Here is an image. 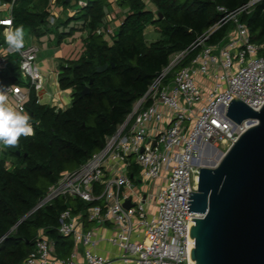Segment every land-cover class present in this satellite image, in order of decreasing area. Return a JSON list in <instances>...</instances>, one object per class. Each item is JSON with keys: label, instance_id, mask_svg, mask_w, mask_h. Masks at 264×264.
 <instances>
[{"label": "built area", "instance_id": "2783aa9c", "mask_svg": "<svg viewBox=\"0 0 264 264\" xmlns=\"http://www.w3.org/2000/svg\"><path fill=\"white\" fill-rule=\"evenodd\" d=\"M17 1L0 0V11H8L0 15L4 33L15 27ZM260 1L250 0L234 10L219 5L222 18L190 48L171 56L169 65L107 137L105 146L49 187L27 215L60 197L99 202L87 209L85 218L71 208L61 213L59 232L74 240L70 255L59 257L54 240L41 234L24 264H195L192 217L203 215L189 211L187 197L198 191L200 169L220 146L226 144L229 149L258 123L247 118L240 124L228 116L234 94L256 110L264 105V42L254 43L250 29L241 21L242 14L250 13ZM86 4L81 0L73 10L76 13ZM57 15L55 8L51 23ZM228 24L227 35L211 42L215 32ZM98 31L107 36L112 33L103 26ZM191 51L196 53L189 58ZM38 52L39 46L33 43L25 42L19 51L11 50L6 40L0 45L2 65L17 54L30 83L27 91L22 85L5 89L16 101L13 106L26 113L31 87L41 90L46 79ZM34 133L35 128L28 136ZM5 150L1 142L0 159ZM6 163L9 168L15 166L13 157ZM133 166L139 168L134 177ZM87 223L96 227L88 228Z\"/></svg>", "mask_w": 264, "mask_h": 264}, {"label": "trees", "instance_id": "16d2710c", "mask_svg": "<svg viewBox=\"0 0 264 264\" xmlns=\"http://www.w3.org/2000/svg\"><path fill=\"white\" fill-rule=\"evenodd\" d=\"M80 1L18 0L13 10L15 27L23 25L38 38L54 34L60 44L76 31L74 27L60 31L73 21H82L88 34L81 56L60 63V87L72 91V104L58 108L40 103L37 90L31 87L26 108L35 133L22 135L15 146L6 145L0 159V264H24L41 234L54 240L59 257L71 254L72 237L59 232L61 213L71 208L85 218L87 209L99 201L60 197L27 214L63 174L80 167L105 146L107 137L126 120L171 56L190 48L222 18L219 5L234 10L250 0H118L128 10L110 37L98 31L108 23L109 0H84L87 4L70 16L68 9L76 8ZM59 5L66 13L51 23L52 8ZM241 21L250 29L254 43L264 42V0L242 14ZM150 25L160 33L151 42L146 38ZM230 28L231 24L221 27L210 41L222 40ZM4 29L0 25V45L5 43ZM195 53L191 51L188 57ZM106 63L107 70L98 72L97 67ZM20 71L17 54L9 56L5 67L0 58V87L30 85ZM87 85L91 91L82 95ZM9 157L14 159L12 168L6 163ZM132 173L138 175L139 168L133 166Z\"/></svg>", "mask_w": 264, "mask_h": 264}, {"label": "water", "instance_id": "95a60500", "mask_svg": "<svg viewBox=\"0 0 264 264\" xmlns=\"http://www.w3.org/2000/svg\"><path fill=\"white\" fill-rule=\"evenodd\" d=\"M108 66L100 65L97 71L104 72ZM90 91L87 85L82 95ZM234 96L228 116L240 124L247 118L258 123L218 163L201 167L198 191L187 197L189 211L203 215L192 217L195 264H264V105L256 110Z\"/></svg>", "mask_w": 264, "mask_h": 264}, {"label": "crops", "instance_id": "0c3cea01", "mask_svg": "<svg viewBox=\"0 0 264 264\" xmlns=\"http://www.w3.org/2000/svg\"><path fill=\"white\" fill-rule=\"evenodd\" d=\"M109 2L110 4L106 9L107 18L109 17V20L106 26H103V27L106 29H111L112 30L111 32H113L116 29V27L123 21L125 14L123 16L121 15V18L120 17L117 18L116 15L117 13H119V11L116 12V15L114 14L113 16L110 14V12L117 11V9L120 8V10L126 13L128 9L122 8L119 5L118 0H109ZM55 8L58 11L57 17H60V16L64 17L66 13L65 7L62 5H59V6L53 7L52 10H54ZM7 14H8L7 10L2 9L0 11V15L6 16ZM69 15L71 16L72 14H69ZM78 22L83 23L82 21H78ZM74 23L71 22L68 27H74L76 31H74L73 35L67 36L69 37V39L65 37V39H63L62 43L60 44L57 43V39L55 38L54 34H48V35L38 38L37 36L29 32L28 35L30 39L29 40L25 39L26 43H33V44H36L37 41H41L44 44L45 51L51 52L52 50H55V53H50L48 56H45L43 59H39V56H38V63H39L40 69L44 72L46 77H48L47 76L48 74L55 75L56 81H57L56 85L58 86V90H56V92L49 91L47 88L44 89L45 86L44 88H42L44 89L43 92H41L40 90L37 91L40 103L55 105L58 108L59 107L67 108L72 104V93H71L72 91L69 89L64 90L60 87V83H59L60 63L62 60H75L81 56V54L83 53L85 49V47L82 49V47L84 46V39L85 37H87V34H88V30L86 27L84 31H79L78 28L74 26ZM68 27L66 28L61 27L60 31L68 32L69 31ZM78 38L80 40H78ZM77 53H80V56L75 57ZM24 89L27 91L29 89L28 85H24ZM29 98H30V94L27 100H29ZM7 102L11 105L15 104L16 101L13 95L7 93ZM95 227L96 226L93 223L88 224V228H95ZM71 239L73 240V238Z\"/></svg>", "mask_w": 264, "mask_h": 264}, {"label": "clouds", "instance_id": "9594fccd", "mask_svg": "<svg viewBox=\"0 0 264 264\" xmlns=\"http://www.w3.org/2000/svg\"><path fill=\"white\" fill-rule=\"evenodd\" d=\"M6 43L11 50L19 51L25 45V29L23 25L6 30ZM31 116L23 110L7 102V90L0 87V142L4 145L15 146L20 137L33 134Z\"/></svg>", "mask_w": 264, "mask_h": 264}, {"label": "rangeland", "instance_id": "374dc122", "mask_svg": "<svg viewBox=\"0 0 264 264\" xmlns=\"http://www.w3.org/2000/svg\"><path fill=\"white\" fill-rule=\"evenodd\" d=\"M73 2H75V0H73ZM68 11H69V14H75V10H73V8H69L68 9ZM119 11V13H117V15H116V12H118ZM126 12V11H125ZM110 14L113 16L114 14L117 16V18H121V15L123 16L124 14H126V13H124V11H122V10H120V8H118L117 9V11H111L110 12ZM107 20H109V17L107 18ZM73 23H74V21H73ZM74 26H76L77 28H78V30L79 31H84L85 30V24H83V23H81V22H78V21H75V23H74ZM83 26V27H82ZM69 29L71 28V27H68ZM24 29H25V39L26 40H29L30 38H29V30L26 28V27H24ZM86 34V33H85ZM81 36H83V35H81ZM108 37H110V35L108 36ZM146 38H147V40L148 41H155V40H157V39H159L160 38V33L159 32H157L156 30H155V27L153 26V25H151V26H149L147 29H146ZM67 39H69V37H67ZM66 39V40H67ZM78 40H80L79 38H78ZM36 44L39 46V52H38V56H39V59H43L45 56H48L50 53H55V50H52L51 52H48V51H45V49H44V44L41 42V41H37L36 42ZM84 48V46L82 47V49ZM78 56H80V53H77L76 54V56L75 57H78ZM21 73H20V75H21V77L25 80V81H27V83L29 82L28 80H27V78H25V75L22 73V71H20ZM46 75H47V73H46ZM48 77H46V79H45V84H44V86H45V88L44 89H48L49 91H52V92H56V90H58V86L56 85V77H55V75H50V74H48L47 75ZM24 87V86H23ZM44 89H41L40 91L41 92H43V90ZM72 93V92H71ZM227 145L226 144H222L221 146H220V149L219 150H217L215 153H214V155H213V157H212V159L214 160V161H216V163H218L220 160H221V158L223 157H220L219 159H218V155H219V153L220 152H222L223 153V155L225 154V152L227 151ZM160 183H162L161 182V180L159 181L158 180V184H160ZM139 187H141V188H145L146 186H144V185H141V186H139Z\"/></svg>", "mask_w": 264, "mask_h": 264}, {"label": "bare ground", "instance_id": "6f19581e", "mask_svg": "<svg viewBox=\"0 0 264 264\" xmlns=\"http://www.w3.org/2000/svg\"><path fill=\"white\" fill-rule=\"evenodd\" d=\"M222 156H223V153L220 152L219 155H218V159H219L220 157H222ZM215 163H216V161H214L213 159H211L210 161H207V164H209V165H213V164H215Z\"/></svg>", "mask_w": 264, "mask_h": 264}]
</instances>
